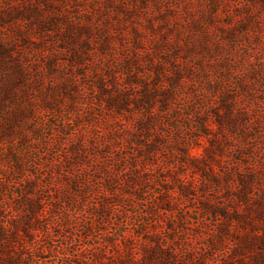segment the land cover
I'll return each mask as SVG.
<instances>
[{
	"label": "rangeland",
	"instance_id": "1",
	"mask_svg": "<svg viewBox=\"0 0 264 264\" xmlns=\"http://www.w3.org/2000/svg\"><path fill=\"white\" fill-rule=\"evenodd\" d=\"M180 79L169 127L153 91ZM115 130L113 168L72 188ZM1 175L6 200L26 184L59 213L79 199L76 227L20 233L27 264H264V0H0Z\"/></svg>",
	"mask_w": 264,
	"mask_h": 264
},
{
	"label": "trees",
	"instance_id": "2",
	"mask_svg": "<svg viewBox=\"0 0 264 264\" xmlns=\"http://www.w3.org/2000/svg\"><path fill=\"white\" fill-rule=\"evenodd\" d=\"M47 3L50 2L48 1ZM257 71L262 72L263 70L262 68H260ZM182 82L184 81L180 79L177 82H173L170 88L169 87L166 88L165 86H162V88H158V90L153 91L156 92L162 90L161 91L162 94H160V96L163 95V98L166 97L164 101L162 102L160 101V103L165 106L164 108L165 114L171 115V118L166 120L167 126L169 127L170 126L175 127L174 124V121H176L175 113L177 112L171 109L170 105L173 104L174 99L179 93H183L180 86ZM140 100L145 101V103L147 104L149 98H147V96H142ZM150 114L152 116L153 115L157 116V114H153L152 112ZM141 124H142L141 122L140 123L138 122V125L136 123V125L133 126L132 130H128L129 133L130 132L132 133L133 137H136L134 138L135 141H141L142 139L145 140L144 138L145 136L141 131V127H140ZM157 127L159 128H151V131L148 132L149 134L152 135L151 137H149V139L146 140L149 144L159 141L162 138V136L158 132V129L161 132H164V130H162L160 126ZM111 133L112 136L114 135V133L117 134L115 136V139L113 138L110 141H104V143L103 141H101L100 144H96V143L94 145L91 144L92 152L90 154H84L83 160L79 159L80 161L77 163L79 164L78 165L79 169L75 171L72 169L73 172H71L68 176L70 178V181H72L71 182L72 188L79 187L80 182L78 181V179L82 177L84 179L83 182L81 183L82 186H85L86 184V186L92 190L94 187L92 183L95 180V176L93 178H90V180L88 181L86 178L87 175H89L91 171H93V174L95 175L100 170L110 171V169L113 168V166L112 167L108 166L107 161L109 162L115 161L114 152L118 151V149H116L113 146V143L116 141L118 142L122 141V138L120 136L121 132L119 130H115L114 132ZM132 143L130 144L128 142V145L131 147V150L133 152L131 153V156L132 158H134L136 157V155L139 154V150H141L142 147L144 146H140L138 142H135V145L134 143L132 145ZM136 146H140V147H136ZM72 148L76 155L78 151L79 152L82 151L83 153V150L79 149L76 146H73ZM78 157H79V153H78ZM79 158H81V156ZM6 161H10V163H12L10 167L12 172L14 173L21 172L19 161L16 158L11 156L10 158L8 157ZM105 164H107L108 168ZM136 169L137 166H134L133 171ZM7 184H9L8 176L1 175L0 176V254L3 251L2 249L3 247L8 246L10 248L14 246V243L20 244V249L17 252H14L12 255L7 256L6 258L0 257V264H27L26 261L24 260L25 258L22 252L26 250L27 247L24 245V243L19 242V239L21 237L20 233L26 235V237L29 240L28 243L30 247V245L34 246L40 240L39 238L40 234L42 235V238L48 239L51 236L54 227H58L59 225H61V223L66 225L68 224L73 225V227H76V223H78L79 221L78 220L79 215L78 213H76V211H81V208L77 206V200L79 199H76L77 198L76 196L69 198L67 191L64 192L63 196H65L66 199H70V201H74V204L76 206L69 207L71 206V203H68L69 206L63 207L62 212L59 213L58 211L57 212L54 211L52 209L53 206L50 205V199L54 198L53 196L55 195L47 196V199H45L44 201L43 200L44 198L34 193L35 188H32V184H28V185L26 184L25 186L16 189L15 191H19V192L16 193L12 192L11 200H6L4 198L3 192ZM85 212L86 211H84V213H82L81 216H84V214H86ZM45 217L50 218L49 222L51 228L50 226H48L49 228L45 227L41 231V228H39L37 224L41 219H44ZM37 238L39 239L37 240ZM131 259L134 260L136 259L134 254H131Z\"/></svg>",
	"mask_w": 264,
	"mask_h": 264
}]
</instances>
